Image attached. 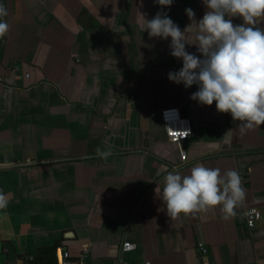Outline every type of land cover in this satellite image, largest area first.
Instances as JSON below:
<instances>
[{
    "label": "crops",
    "instance_id": "obj_1",
    "mask_svg": "<svg viewBox=\"0 0 264 264\" xmlns=\"http://www.w3.org/2000/svg\"><path fill=\"white\" fill-rule=\"evenodd\" d=\"M0 3L10 24L0 39V264H57L58 248L87 249L86 264H264V125L241 135L215 101L190 99L197 85L167 78L183 62L170 55L171 37L144 31L156 0ZM186 8L197 21L207 11L202 0L163 11L183 30ZM168 108L191 123L185 147L167 138ZM197 164L239 172L246 199L234 218L219 206L167 215L157 185L173 166L188 174ZM250 208L261 211L253 227ZM123 241L136 249L122 254Z\"/></svg>",
    "mask_w": 264,
    "mask_h": 264
},
{
    "label": "clouds",
    "instance_id": "obj_2",
    "mask_svg": "<svg viewBox=\"0 0 264 264\" xmlns=\"http://www.w3.org/2000/svg\"><path fill=\"white\" fill-rule=\"evenodd\" d=\"M156 3L161 11L151 20L143 17L144 31L149 38L171 37L170 55L183 62L167 78L185 88L197 85L190 99L207 106L215 101L218 112L230 113L233 121L240 122L237 130L241 135L264 125V27L259 26L264 21V0H202L207 9L202 19L197 21L195 12L186 8L191 23L183 30L163 11L173 0ZM7 16V7L0 3V39L10 32V24L3 19ZM233 17L242 18L243 23L234 25ZM190 38L195 43L189 44ZM186 45H196L201 55L189 53ZM96 152L104 159L112 154L99 148ZM155 193L172 220L182 213L195 216L217 206L223 219L229 220L246 199L238 171L229 169L222 174L220 168L203 164L193 166L188 174L179 168L168 171L163 188L157 185ZM6 206V198L0 194V208Z\"/></svg>",
    "mask_w": 264,
    "mask_h": 264
},
{
    "label": "built area",
    "instance_id": "obj_3",
    "mask_svg": "<svg viewBox=\"0 0 264 264\" xmlns=\"http://www.w3.org/2000/svg\"><path fill=\"white\" fill-rule=\"evenodd\" d=\"M161 121L164 125L167 138L170 142L181 145L183 141L188 140L193 134L189 119L183 117L181 111L177 108H168L162 110ZM186 160V154L183 150H181L180 165L184 164ZM180 165H175L173 166V168H177ZM245 213H247V215ZM244 216L247 226L253 227L255 223L261 218V211L251 208L246 209L244 212ZM135 249L136 244L130 241H123L121 244L120 252L122 254H127L134 251ZM87 257L88 250L85 248L82 249L77 256H72L66 249H56L57 264H86Z\"/></svg>",
    "mask_w": 264,
    "mask_h": 264
},
{
    "label": "water",
    "instance_id": "obj_4",
    "mask_svg": "<svg viewBox=\"0 0 264 264\" xmlns=\"http://www.w3.org/2000/svg\"><path fill=\"white\" fill-rule=\"evenodd\" d=\"M181 114H182L183 117H186V113H185L183 110H181ZM188 142H189V139L183 141V142H182V145L185 147V146L187 145Z\"/></svg>",
    "mask_w": 264,
    "mask_h": 264
}]
</instances>
